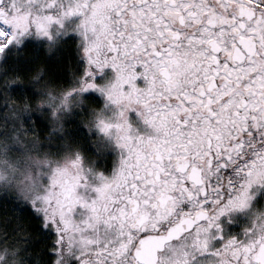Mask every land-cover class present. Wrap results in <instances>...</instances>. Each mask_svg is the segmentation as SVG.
<instances>
[{
  "label": "snow or ice",
  "instance_id": "snow-or-ice-1",
  "mask_svg": "<svg viewBox=\"0 0 264 264\" xmlns=\"http://www.w3.org/2000/svg\"><path fill=\"white\" fill-rule=\"evenodd\" d=\"M72 33L79 71L61 60ZM56 89L79 101L66 119L23 103ZM33 114L71 159L24 196L0 186L24 205L12 232L35 237L19 264H264V211L241 235L219 222L264 185V0H0V138L35 146ZM85 141L97 159L119 148L110 177L86 166Z\"/></svg>",
  "mask_w": 264,
  "mask_h": 264
},
{
  "label": "flooded vegetation",
  "instance_id": "flooded-vegetation-1",
  "mask_svg": "<svg viewBox=\"0 0 264 264\" xmlns=\"http://www.w3.org/2000/svg\"><path fill=\"white\" fill-rule=\"evenodd\" d=\"M79 19H80L79 16H74L71 18V20L76 23L79 22ZM71 38H74L76 40L73 41L71 40ZM81 40L82 37L80 36L79 33H72L70 37V42L67 43L66 47L61 50V60L63 61V64L67 65L71 61L73 67L77 71H79L81 69V66L86 63L85 58L82 55V50H78L77 47ZM102 75L104 76V78L113 77L114 70L110 66H106L105 69L103 70ZM61 78L64 79L66 84L70 83V80H68L66 74H63ZM137 83L142 85L143 80L138 79ZM13 94L23 95L24 93L22 90H19L14 87ZM53 95H55L56 97L55 100H53L49 95L44 94L40 97L35 98L34 100H31L30 102L25 101L23 103H25L26 106L31 107L34 110L36 108H45V110H47V108H54L56 109V114L61 117H64L65 119L68 118L72 113L78 111L79 101L76 96L70 97L68 106L67 108H65L63 105L60 104L61 101L60 90L59 89L54 90ZM93 95L99 101L100 104L103 103V97L98 92L93 93ZM129 115L133 121L137 119V114L134 110L130 111ZM35 120H36L35 114L31 116L25 115L24 117V121L27 126L29 127L35 126L41 132L42 136L39 138L38 141H35V146H33V141L35 140V138L33 137L31 132L26 133L25 136L21 137L20 139L15 138L16 137L15 133H13V138L11 140L0 138V145L3 144L8 145L7 151L0 150V171L1 168L4 167V162H6V155L7 154L10 155L11 157H13L15 161V168L18 169V172H16V180H18V183H21L22 179H25L31 183L37 182L38 180L43 182L45 176L49 171V164L51 161L59 160L61 164H64L70 161L71 159V156L68 153L66 152L58 153V150L56 148L49 147L48 141L45 140L43 137L44 130L46 129L47 126V121H43V123L33 124ZM89 135H94V134H89ZM40 145H43V147H41ZM82 150L86 157L85 160L86 166L93 169L94 172L101 173L105 176L110 177L119 165L120 150L115 145L110 147L108 151L105 153V155L99 159H97L95 156L90 155L92 149L87 144V141H85V145ZM94 182H98V181H94ZM251 191L257 192V195L251 201L249 209L236 210L231 213L225 214L220 218L219 222L221 223L223 232L226 235H241L243 229L251 223L253 212L264 211V185H254ZM11 193L17 196L25 195L20 192H11ZM0 196H3V199H0V206L6 203L10 206H13L15 210H18V212L21 215H23L21 209L24 207V205H20L19 207H16L15 205L18 202L15 201L14 197L11 194H0ZM6 200H11V201H6ZM4 212L5 209L0 207V216H2V213ZM25 222H27V220ZM27 226L30 231H34L31 228V224ZM36 235L38 236V234ZM4 236L5 235L3 233L2 226L0 223V239H3ZM23 237L24 236L19 235L18 236L19 240H15L13 242V247L10 245L12 241L10 239L8 240L6 237L4 246H0V257H2L3 259L7 258L10 252H13L15 257L19 261V258L15 253L19 248H22L24 246L25 243L23 242L25 238ZM31 237L33 239L35 238L33 236ZM45 238L47 239V241H45L46 251L50 253L56 240L55 231L48 230L46 235L42 239V243L44 242Z\"/></svg>",
  "mask_w": 264,
  "mask_h": 264
},
{
  "label": "rangeland",
  "instance_id": "rangeland-1",
  "mask_svg": "<svg viewBox=\"0 0 264 264\" xmlns=\"http://www.w3.org/2000/svg\"><path fill=\"white\" fill-rule=\"evenodd\" d=\"M71 40L75 41L76 39L71 38ZM16 172H18V169L15 168V161L13 157L7 154L4 167L1 168L0 171V186H4L9 192H20L26 194L30 189L42 183L40 180L31 183L25 179H22V182L18 183V180H16ZM4 259L8 260V264H19V261L13 252H10L9 256ZM4 259L0 257V260Z\"/></svg>",
  "mask_w": 264,
  "mask_h": 264
},
{
  "label": "trees",
  "instance_id": "trees-1",
  "mask_svg": "<svg viewBox=\"0 0 264 264\" xmlns=\"http://www.w3.org/2000/svg\"><path fill=\"white\" fill-rule=\"evenodd\" d=\"M6 201H11V200H6ZM5 204H2L0 207L5 209V212L2 213V216H6L7 219L1 223V226H2V230H3L4 235L7 237L8 240L10 239L12 241V243H10V245L13 247V242L15 240H19L18 239L19 235H18V233L12 232V230L15 228V226L17 224V220H16L15 216H13L12 214L15 212L19 215L20 213L18 212V210H15L13 206H10L8 204L5 205ZM25 223L27 225L30 224L28 221ZM21 236H24L23 238H25V240L23 243H25V244H30L31 241L33 240V238L31 236H28L26 233L24 235H21ZM45 241H47L46 238L44 239V242H43L44 244H45Z\"/></svg>",
  "mask_w": 264,
  "mask_h": 264
}]
</instances>
